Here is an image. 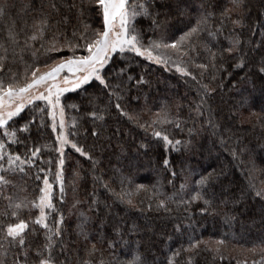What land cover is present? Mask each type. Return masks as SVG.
<instances>
[{
    "label": "trees",
    "instance_id": "trees-1",
    "mask_svg": "<svg viewBox=\"0 0 264 264\" xmlns=\"http://www.w3.org/2000/svg\"><path fill=\"white\" fill-rule=\"evenodd\" d=\"M8 2L15 7L7 18L0 19V43L8 48L9 66L14 72L23 73L25 62L42 64L50 55H71L67 49L47 53L52 35L48 32L44 40L35 42V57L30 48L23 53V61L16 59L12 63V47L5 42L8 25L13 20L17 26L25 21L31 25L38 15L34 9H39L41 3L47 6L49 0ZM73 2L79 5L81 0H67V4ZM29 4L32 8L26 9ZM58 4L64 5L60 10L67 14L65 0H58ZM83 4L84 14L79 22L77 9L71 10V23L66 29L69 37L73 26H100V18L88 10V0H83ZM241 5L242 23L233 25L235 12L227 19L222 17L226 9L233 7V0H157L155 10L160 13L159 19L166 21L172 38L194 27L205 12L214 13L212 30L216 31L222 19L223 30L215 37L200 33L193 38L195 51L190 56L182 60L172 57L191 75L178 72L171 62L166 66L137 58L128 71L137 79L143 75L145 83L132 87L122 104L138 118V123L118 115L113 108L100 135L93 137L88 100L103 95L98 83L84 86L86 92L78 89L65 94L68 103L79 105L78 110H66L69 121L75 117L79 122L80 134L75 138L98 161L93 166L92 160L66 149V197L62 210L70 264H126L137 251L145 264H168L169 258L176 264H186L189 253L173 257V252L181 245L186 248L189 238L202 242L195 264H260L264 259V202L250 189V185L264 187V73L260 72L264 67V0H241ZM138 23L147 31L151 21L139 19ZM233 39L241 41L240 53L224 51ZM20 41L23 44V36ZM209 48L216 53L215 67ZM241 53L243 66L237 67ZM3 55L0 48V56ZM201 64L208 67L201 68ZM123 65L124 61L117 58L112 67ZM204 86L214 91L205 97ZM202 98L206 103L201 104ZM165 113L171 122L156 123L154 128L167 135L173 145L154 136L153 127L140 126L152 125L157 114ZM50 131L49 128L39 143L48 142ZM177 140L181 141L178 145ZM165 159L170 161L167 167ZM209 174L211 179L206 186L197 183ZM9 178L17 188L6 189V193L34 197L35 184L31 180L23 191L18 177ZM198 191L211 201L210 205H205L204 199H192ZM121 192L129 194L131 204L127 198L121 200L117 196ZM160 200H165L167 210L158 206ZM5 204L0 198V207ZM204 208L206 212L201 211ZM81 213L88 218L84 225L87 240L78 228L83 219ZM221 240L222 245L218 243ZM93 244L96 250L89 255Z\"/></svg>",
    "mask_w": 264,
    "mask_h": 264
},
{
    "label": "snow or ice",
    "instance_id": "snow-or-ice-1",
    "mask_svg": "<svg viewBox=\"0 0 264 264\" xmlns=\"http://www.w3.org/2000/svg\"><path fill=\"white\" fill-rule=\"evenodd\" d=\"M156 3L157 0H88V10L100 18V26L96 28L87 24L73 26L70 37L66 29L71 23V10L77 9L76 19L79 22L84 14L83 0L79 5L75 2L67 4L65 0L67 14L61 13L60 9L64 5L58 4V0H49L47 6L41 3L39 9H34L38 15L33 18L31 25L25 21L17 26L15 20L8 25L5 42L12 47V63L16 59L23 61V53L30 48L31 55L35 57L38 51L34 47L35 42L44 40L48 32L52 35L45 51L56 53L67 49L71 55L66 57L50 55L42 64L35 61L32 64L25 62L24 72L19 73L14 72L9 66L8 48L4 43H0V48L5 53L0 56V198L6 201V204L0 207V264H70L68 245L64 241L62 210L66 197L64 177L68 155L66 149L70 148L92 160L93 166L98 161H95L75 138L80 134L79 122L75 117L69 121L66 110L69 108L78 110L79 105L68 103L65 94L77 89L86 92L84 86L93 82L98 83L103 95L91 96L88 100L91 111L87 115L94 125L91 132L93 137L100 135L106 117L113 108L118 115L126 116L138 123V118L126 111L122 104L132 87L145 83L143 75L137 79L128 71L131 65L136 63L137 58L142 57L166 66L171 62L178 72L191 75L186 67L172 60V57L182 60L183 57L190 56L195 51L193 38L198 37L200 33L207 32L210 37H215L218 31L223 30V19L216 31H213L211 22L214 13L205 12L199 16L194 27L182 32L178 38H172L168 35L166 21L159 19L160 13L155 10ZM14 7L15 5L8 0L0 2V19L7 18ZM241 7V0H233V7L226 9L222 17L227 19L235 12L237 18L232 20V24L240 25ZM25 8L31 9L32 5H26ZM54 16H58L59 19H54ZM139 19L151 21L147 31L139 25ZM149 32L152 34L149 35ZM21 36L23 44L20 41ZM41 47L44 48V45L41 44ZM17 48L19 53L16 52ZM240 49L241 41L233 39L230 47L224 51L232 54L240 53ZM208 50L213 61L212 66L215 67L216 53H212L210 48ZM81 52L84 54H80ZM117 58L122 59L124 65L113 68L112 65ZM242 66L241 53L237 67ZM199 67L207 68L208 65L201 64ZM260 72L264 73V67L260 68ZM204 87L205 97L210 91H214L207 89V86ZM204 103L206 100L202 98L201 104ZM22 113L24 115H21ZM161 122H171L166 113L163 116L157 114V120L153 121L152 125L140 126L153 127L154 136L162 137L167 144L173 145V141L167 135L155 130L154 125ZM49 128L51 131L48 133V142L39 143ZM34 132L36 135H33ZM180 143L179 140L175 141L176 145ZM18 148H23L24 151H17ZM169 164L170 161L165 159L164 165L167 167ZM32 169L36 171L32 172ZM78 175V172L74 174L73 183ZM172 175L175 176L176 173L173 171ZM9 177H18L23 185L21 189L23 191L27 190L28 181L31 180L35 184L34 197L30 199L28 196L18 197L6 193V189L17 188V184ZM210 179L211 174L201 177L197 183L206 186ZM107 186L105 184V187ZM183 187L184 185H181V188ZM250 189L264 202V187L250 185ZM243 195L244 193H241V197ZM117 196L124 200L129 194L121 192L117 193ZM192 199L199 200L204 197L198 191ZM127 202L131 204L132 200L127 198ZM204 203L210 205L211 201L204 199ZM158 206L166 209L165 200H160ZM201 211L206 212L207 208ZM81 216L83 219L78 228L80 234L87 240L84 225L88 218L83 213ZM201 243L199 240L189 238L188 246L185 248L181 245L173 252V257H179L182 252H186L190 254L186 264H195L196 256L200 254ZM218 243L222 245L224 241ZM95 250L93 244L89 255ZM216 251L219 254V249ZM261 251L264 253V249ZM61 256L64 257L63 260L60 259ZM81 264L86 262L82 261ZM126 264L145 262L137 251ZM168 264H176V261L169 258ZM260 264H264V259Z\"/></svg>",
    "mask_w": 264,
    "mask_h": 264
},
{
    "label": "rangeland",
    "instance_id": "rangeland-1",
    "mask_svg": "<svg viewBox=\"0 0 264 264\" xmlns=\"http://www.w3.org/2000/svg\"><path fill=\"white\" fill-rule=\"evenodd\" d=\"M152 62V61H151ZM154 63V62H153ZM78 90V89H77Z\"/></svg>",
    "mask_w": 264,
    "mask_h": 264
}]
</instances>
